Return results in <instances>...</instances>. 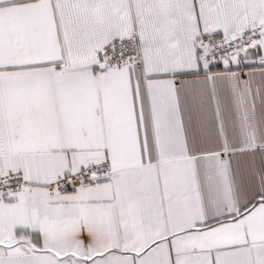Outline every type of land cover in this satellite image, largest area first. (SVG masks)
Returning <instances> with one entry per match:
<instances>
[{
    "label": "snow or ice",
    "instance_id": "6c2138e0",
    "mask_svg": "<svg viewBox=\"0 0 264 264\" xmlns=\"http://www.w3.org/2000/svg\"><path fill=\"white\" fill-rule=\"evenodd\" d=\"M0 264H264V0H0Z\"/></svg>",
    "mask_w": 264,
    "mask_h": 264
}]
</instances>
